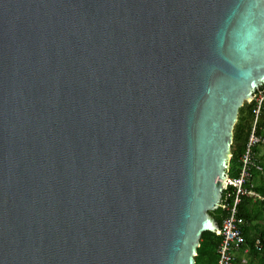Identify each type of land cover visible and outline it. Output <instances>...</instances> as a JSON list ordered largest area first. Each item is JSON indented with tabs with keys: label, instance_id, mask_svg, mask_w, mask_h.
Here are the masks:
<instances>
[{
	"label": "water",
	"instance_id": "obj_1",
	"mask_svg": "<svg viewBox=\"0 0 264 264\" xmlns=\"http://www.w3.org/2000/svg\"><path fill=\"white\" fill-rule=\"evenodd\" d=\"M263 89L264 0H0V264H195Z\"/></svg>",
	"mask_w": 264,
	"mask_h": 264
},
{
	"label": "trees",
	"instance_id": "obj_2",
	"mask_svg": "<svg viewBox=\"0 0 264 264\" xmlns=\"http://www.w3.org/2000/svg\"><path fill=\"white\" fill-rule=\"evenodd\" d=\"M256 109V100L253 98L249 102H244L239 108L237 121L233 128V138L231 144V156L229 159L228 176L230 178H238L241 170L240 158L245 151L251 126L254 120V113ZM256 131L260 133L264 127V103L260 106L259 114L256 120ZM260 145L253 147L254 149ZM242 194L238 195V202L236 204V215L243 219L240 225L243 243L237 249L247 247V256L244 264H249L253 259H256L260 264H264V231H259L258 235H249L247 224L254 220H264V156L259 160L253 162L249 167V176L243 179ZM249 191L258 192L263 196L257 205L252 201V197L248 195ZM229 193V196H227ZM235 196V189L232 186H227L224 190V201L220 211H209L214 217L218 225H221L222 220L228 215V207L233 204ZM221 240V235H214L213 232L204 231L201 233L199 246L195 255V264H216L217 261V247ZM258 241V243H257ZM236 250V249H235ZM234 250V251H235ZM233 262L239 264L236 260L235 253L233 255Z\"/></svg>",
	"mask_w": 264,
	"mask_h": 264
},
{
	"label": "built area",
	"instance_id": "obj_3",
	"mask_svg": "<svg viewBox=\"0 0 264 264\" xmlns=\"http://www.w3.org/2000/svg\"><path fill=\"white\" fill-rule=\"evenodd\" d=\"M253 98L256 100V109L246 148L240 158L242 164L240 174L238 178L235 179L228 176L226 181V188L229 185L234 187L235 196L232 206L228 207V215L222 220L221 225L219 226L218 234L221 235V240L217 247L218 257L216 264H235L233 262L234 250L239 248L243 243V237L240 230V225L243 223V219L236 215V204L238 202V195L242 194L244 191L242 189L243 179L249 176V167L253 163L251 158L252 149L256 145H264V127L260 133H257L255 127L260 106L264 103V89L255 94ZM248 194H250V192H248ZM227 196H229V193H227Z\"/></svg>",
	"mask_w": 264,
	"mask_h": 264
},
{
	"label": "crops",
	"instance_id": "obj_4",
	"mask_svg": "<svg viewBox=\"0 0 264 264\" xmlns=\"http://www.w3.org/2000/svg\"><path fill=\"white\" fill-rule=\"evenodd\" d=\"M263 156H264V145H260L254 149V154L252 152L251 158H252V161L255 162V161H259ZM249 192L250 194L248 195L252 197V201L254 202V204L257 205L258 201H261L263 199V196L260 193L253 192V191H249ZM247 227L250 228V230L248 229L249 235L251 236L258 235L259 231H264V220L260 219V220L250 221L247 224ZM247 250H248L247 247H242L234 251L236 260H238L239 264H244L243 262L245 261V258L248 253ZM263 256H264V253H263ZM249 264H259V263L257 262L256 259H253V261H251ZM260 264H261V261H260Z\"/></svg>",
	"mask_w": 264,
	"mask_h": 264
}]
</instances>
